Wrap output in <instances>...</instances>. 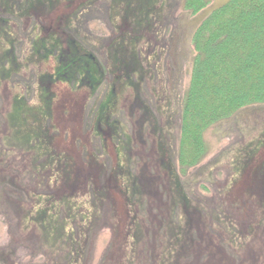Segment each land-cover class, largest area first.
I'll list each match as a JSON object with an SVG mask.
<instances>
[{
    "label": "rangeland",
    "instance_id": "1",
    "mask_svg": "<svg viewBox=\"0 0 264 264\" xmlns=\"http://www.w3.org/2000/svg\"><path fill=\"white\" fill-rule=\"evenodd\" d=\"M228 1L206 0V8L195 16H191L183 9L177 10L175 7L176 22L172 29L166 31V34L175 37L171 46L175 52L178 51L179 56L177 60L180 68L176 81L179 85L178 96L180 98L188 84L192 54L191 35L210 11ZM90 27L95 28L94 31L97 33L104 31L98 23H93ZM17 33L20 36L22 29H19ZM82 87L83 89L74 97L75 99H71L68 98V90L65 86H58L55 89L57 94L53 103L55 127L53 133L56 135L53 150H63L64 153L70 154L73 143L74 151L77 150L78 153L82 151L80 160L77 158L78 154L73 158L76 160L77 171L70 170V184L72 185H63L61 181L56 180L47 183L44 181L43 187L35 186L36 180L30 175L26 155L17 150L7 151L2 146L3 133L1 132L2 125H0V149L4 148V153L0 154V178L5 177L15 184L20 183L21 190L16 191L13 188L14 195L11 200L7 199L8 195L0 196V253L7 251L5 256L0 254V264H42L44 261L36 230L30 229L29 225L20 224V212L21 209L27 208L26 202L31 203L32 198L48 194L56 200L68 197L79 206L82 204L86 209L92 201L90 198L92 195L88 194H92L91 191H94L100 183L106 188L105 196H98V202L102 205L97 208L96 222L94 221L93 226L86 231L85 250L87 249L89 254L83 264H126L130 259L129 254L133 259V262L130 260L132 264H156L158 252L164 240V228L168 222L172 223L171 220L175 221L174 218L177 216L180 219L184 217L186 221L189 219V228L194 234L190 256L181 264H264V215L261 214L256 201L244 195L245 187L249 183L248 175L239 178L240 164H243L244 159L241 151L248 152L257 143L264 141V107L243 110L207 129L203 135L206 146L205 156L197 166L186 170L185 173H182L177 161V119H174L171 126L168 124L161 129L168 135L162 141L166 152H164V160L168 163V159L170 160V166L172 164L180 179L181 187L189 199V207L198 209L202 214L200 215L202 222L198 223L195 216L187 218V211L183 210L180 205L169 204L162 186L163 174L159 171L156 162V142L153 136L144 131L143 125L142 127L138 125L141 122H138L134 107L130 105L132 96L130 90H125L122 95L117 91L111 119H115L119 134L117 137L112 135L108 137L106 135L108 132L103 133L106 136L104 142H101L103 145L100 146L91 134L87 142L85 136L89 132L84 125L86 116L84 117L83 114L80 116V109L86 110L99 92L104 89L99 87L93 93L87 84ZM8 102L9 92L2 87L0 89V119L3 118L2 111ZM176 102L177 100H173V104ZM176 107L172 106L171 110H175ZM71 109L76 112L74 123L66 120L71 115L69 112ZM162 123L160 118L158 123L160 127ZM127 134L130 141L128 150L122 157L123 165L128 168L130 176H140L147 181L148 185L152 184L155 189L144 198L143 203L141 198L138 199L140 201L133 199L132 203L135 205L138 202L139 205L132 207L131 210L121 205L116 195L118 194L116 189L119 187L118 180H115L116 177L113 176L112 181L106 182L107 176H110L115 167L112 147L119 146V143L124 140V135ZM83 135L85 136L82 141L81 136ZM260 156H264L263 149L259 152ZM7 186L11 188L9 184ZM123 186L124 184H120V187ZM44 200L50 203V197ZM131 216L139 221L142 235L139 251L134 255L129 253L130 241L126 232L128 219ZM216 221L228 223L236 230V239L241 243L235 252H233V246L228 244L229 238L223 236L221 230H214L217 225Z\"/></svg>",
    "mask_w": 264,
    "mask_h": 264
},
{
    "label": "trees",
    "instance_id": "2",
    "mask_svg": "<svg viewBox=\"0 0 264 264\" xmlns=\"http://www.w3.org/2000/svg\"><path fill=\"white\" fill-rule=\"evenodd\" d=\"M175 6L177 10L183 9L191 16H195L206 8L207 2L206 0H177ZM190 46L192 54L188 84L181 98L178 96L179 85L176 81L180 68L177 60L179 56L178 51L175 52L174 49L173 57H161L168 60L166 81L170 82V88L166 89L165 93L167 102L164 108H159L157 105L158 101L163 100L164 92H156L152 83L143 91L135 92L133 102L137 106L134 111L138 122H141L138 125L141 127L143 125L144 131L153 136L156 142V162L159 171L163 174L162 186L169 204L180 205L187 211V218L195 216L198 223H201L200 215L202 214L198 209L189 207V199L181 187L180 179L172 164V167L170 166V160L168 159L169 163L164 160L166 152L162 141L168 135L161 130L164 127L159 126V119L170 121L168 123L170 126L174 119H177V161L182 173H185L186 170L197 166L204 158L206 146L203 135L207 129L243 110L264 107V0H229L210 11L193 31ZM124 63L128 66L126 60ZM157 66L160 67V64ZM151 72V69L145 72L149 76L147 79L142 76L144 81L152 80ZM127 76L129 77L128 74ZM136 82L138 80L133 81L129 78L130 84L135 85ZM173 100L177 102L173 104ZM172 106L177 107L172 111ZM8 133L9 130L5 134ZM129 138L128 134L124 135L123 142L126 143L127 150ZM261 149L264 151L263 140L252 150L241 151L244 159L243 164H240L239 178L248 175L249 183L245 187L244 195L256 201L261 214L264 215V156L259 157ZM31 156L30 175L36 180L35 186L43 187L45 179L47 180V176L51 178L52 173L48 172L45 175L44 172H40L42 162H35L34 156ZM128 173L127 167L117 163L110 176H107L106 182L112 181L113 176L116 177L115 180L119 183L116 195L121 205L131 210L138 204L137 202L134 205L133 199L141 198L143 203L144 198L155 189L140 176L132 177ZM69 177V172L61 170L55 173L50 181L59 180L66 185ZM4 178H0V196L8 195L7 199L11 200L14 195L13 188L21 191L20 183L15 184L12 180ZM8 184L11 188H8ZM120 184L124 186L120 187ZM105 189L100 183L94 191H91L92 194H88L92 195L90 196L92 201L86 209L82 204L79 206L68 197L56 200L48 194H42V196L50 197V203L43 200L37 204L35 198H32L31 203L26 202L27 208L21 209L20 212V224L29 225L30 229L36 230L42 248L41 256L44 259L42 264H83L89 254L87 249L85 250L86 231L96 222L97 208L102 205L98 202V196H105ZM107 189L110 190L108 186ZM174 219L175 221L171 220L172 223L168 222L164 228V240L161 243L156 264H181L190 256L194 234L189 228V219L186 221L184 217L180 219L179 216ZM215 224L217 225L214 230H221L223 236L229 238L228 244L233 246V252H235L241 243L236 239V230L232 225L222 221H216ZM126 232L130 241L129 253L134 255L139 251L142 240L140 223L134 216L129 217ZM6 253L7 251H3L0 254L5 256ZM129 258L126 264L133 262L130 254Z\"/></svg>",
    "mask_w": 264,
    "mask_h": 264
},
{
    "label": "flooded vegetation",
    "instance_id": "3",
    "mask_svg": "<svg viewBox=\"0 0 264 264\" xmlns=\"http://www.w3.org/2000/svg\"><path fill=\"white\" fill-rule=\"evenodd\" d=\"M176 1L0 0V89L9 92L10 102L0 119L2 146L7 151L24 153L28 164L31 155L35 162H42L39 171L52 173L51 178L45 179L47 183L58 171H77L73 158L78 154L80 160L82 152L74 151L73 143L70 154L53 150V103L58 86H65L71 99L84 84L93 93L99 87L104 89L86 110L80 109L89 132L81 140L84 136L89 140L91 134L100 146L106 135L119 134L115 119H111L117 91L122 95L129 89L130 105L136 108L133 94L152 83L156 92H164L163 100L157 103L164 108L170 82L166 81L168 60L161 57L174 56L171 44L175 37L166 31L175 25ZM93 23L100 24L104 31L95 32L90 27ZM150 69L152 80L144 81L149 76L145 72ZM129 78L138 80L136 86L129 83ZM69 112L66 120L74 123L76 112ZM162 122L165 127L170 121L162 118ZM119 144L112 147L115 167L117 163L123 165L122 157L127 151L126 143ZM70 178L67 184L72 185ZM45 198L41 195L35 200L40 204Z\"/></svg>",
    "mask_w": 264,
    "mask_h": 264
}]
</instances>
